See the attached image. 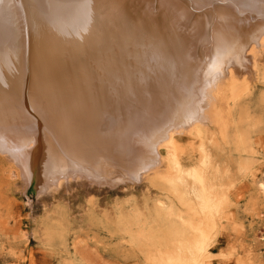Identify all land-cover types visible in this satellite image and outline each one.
I'll return each mask as SVG.
<instances>
[{
  "label": "bare ground",
  "instance_id": "6f19581e",
  "mask_svg": "<svg viewBox=\"0 0 264 264\" xmlns=\"http://www.w3.org/2000/svg\"><path fill=\"white\" fill-rule=\"evenodd\" d=\"M263 47L264 0H3L0 151L37 196L138 184L158 147L181 170L176 130L224 76L248 82Z\"/></svg>",
  "mask_w": 264,
  "mask_h": 264
},
{
  "label": "rangeland",
  "instance_id": "374dc122",
  "mask_svg": "<svg viewBox=\"0 0 264 264\" xmlns=\"http://www.w3.org/2000/svg\"><path fill=\"white\" fill-rule=\"evenodd\" d=\"M258 52L248 82L224 76L201 123L176 130L181 170L158 147L155 173L138 184L113 172L115 189L74 182L37 196L39 183L25 186L0 151V264H264V47Z\"/></svg>",
  "mask_w": 264,
  "mask_h": 264
},
{
  "label": "crops",
  "instance_id": "0c3cea01",
  "mask_svg": "<svg viewBox=\"0 0 264 264\" xmlns=\"http://www.w3.org/2000/svg\"><path fill=\"white\" fill-rule=\"evenodd\" d=\"M224 240H220V239L217 240V244L220 246V245L226 244L228 242L227 239L225 241ZM212 255L213 256H219L220 255V252H213ZM212 264H222V263L219 262L218 259H215V260L212 261Z\"/></svg>",
  "mask_w": 264,
  "mask_h": 264
},
{
  "label": "snow or ice",
  "instance_id": "6c2138e0",
  "mask_svg": "<svg viewBox=\"0 0 264 264\" xmlns=\"http://www.w3.org/2000/svg\"><path fill=\"white\" fill-rule=\"evenodd\" d=\"M3 3V0H0V4H2Z\"/></svg>",
  "mask_w": 264,
  "mask_h": 264
}]
</instances>
